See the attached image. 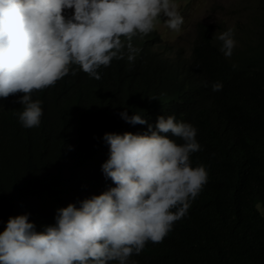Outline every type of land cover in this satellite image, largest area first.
Here are the masks:
<instances>
[{"label": "trees", "instance_id": "16d2710c", "mask_svg": "<svg viewBox=\"0 0 264 264\" xmlns=\"http://www.w3.org/2000/svg\"><path fill=\"white\" fill-rule=\"evenodd\" d=\"M260 8L262 39L264 0ZM155 53L145 51L135 69L111 61L97 70L100 80L73 65L32 93L43 110L38 127L19 122L22 93L1 99L0 233L21 214L43 231L57 209L115 187L102 171L110 154L104 133L150 134L158 117L174 115L197 129L202 150L190 154L191 166H205L208 180L163 241H149L129 264H264L263 45L240 63L201 34L177 69ZM217 81L223 88L213 92ZM125 110L146 123H127Z\"/></svg>", "mask_w": 264, "mask_h": 264}, {"label": "clouds", "instance_id": "9594fccd", "mask_svg": "<svg viewBox=\"0 0 264 264\" xmlns=\"http://www.w3.org/2000/svg\"><path fill=\"white\" fill-rule=\"evenodd\" d=\"M161 15L173 31L184 23L173 0H0V101L22 93L19 122L34 128L43 110L32 93L54 86L73 65L100 80L101 66L121 60L135 69L149 51L175 67L176 60L159 50L154 22ZM202 34L213 41L208 31ZM233 37L229 28L216 36L221 46L214 44L226 58L241 63L246 55H232ZM260 41L264 47V38ZM185 64L177 63L179 68ZM222 88L213 82V92ZM120 115L133 125L146 123L137 113ZM148 127L150 134L104 133L110 154L102 171L115 187L84 199L79 207L70 203L57 209L55 224L43 231H36L28 214L9 217L0 233V264H129L149 241L161 243L186 216L208 173L203 165L191 166L190 154L202 150L193 125L169 115L158 117L155 130ZM168 133L183 143L162 135Z\"/></svg>", "mask_w": 264, "mask_h": 264}, {"label": "rangeland", "instance_id": "374dc122", "mask_svg": "<svg viewBox=\"0 0 264 264\" xmlns=\"http://www.w3.org/2000/svg\"><path fill=\"white\" fill-rule=\"evenodd\" d=\"M184 18L179 31L169 29L162 15L154 22L160 41L159 50L170 60L185 64L190 59L195 39L205 31L216 39L220 33L234 29L236 45L232 55L237 58L250 55L262 47L261 0H173ZM72 14L74 9H68ZM264 214V212H263Z\"/></svg>", "mask_w": 264, "mask_h": 264}]
</instances>
